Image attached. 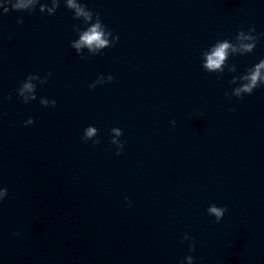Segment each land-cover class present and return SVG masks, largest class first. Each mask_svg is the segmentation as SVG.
<instances>
[{"label": "water", "instance_id": "1", "mask_svg": "<svg viewBox=\"0 0 264 264\" xmlns=\"http://www.w3.org/2000/svg\"><path fill=\"white\" fill-rule=\"evenodd\" d=\"M83 2L120 37L85 59L64 0L55 15L0 8V264H264V86L225 96L264 58V37L230 56L235 73L201 59L241 28L264 32V0ZM48 72L23 103L20 84ZM90 125L99 145L81 139ZM113 127L127 141L119 156ZM212 203L228 208L219 223Z\"/></svg>", "mask_w": 264, "mask_h": 264}, {"label": "clouds", "instance_id": "2", "mask_svg": "<svg viewBox=\"0 0 264 264\" xmlns=\"http://www.w3.org/2000/svg\"><path fill=\"white\" fill-rule=\"evenodd\" d=\"M60 4L61 0H50V5L48 2L41 3V0H3V3H0V8L3 9L2 14L5 15L11 11H27L31 14L35 12L36 6L39 5L41 13L47 12L49 15H55L60 8ZM64 4L68 10L74 13V19L82 21V25L73 26V31L77 33L79 38L70 41V46L76 51L81 59H85L83 52L84 48H87L89 53L95 56L102 53L100 49L114 47L119 43V35H114L113 31L103 22L101 14L89 9L86 2H83V0H64ZM17 23L22 25L24 20L19 19ZM108 37L112 38L111 43L109 42ZM262 37H264V32L257 34L255 25H251L246 31L241 28L234 40L230 38L218 39L215 44L202 51V68L209 73H223L227 66L230 72L235 73L237 71L236 65L228 64L230 56L252 54ZM51 76V72H48L43 78H41L39 73L28 75L20 84L19 88L16 89L18 97L21 98L25 104H29L36 100V82L40 85H44L48 82ZM113 80L114 77L111 74L107 76L106 80H104L103 75H101L96 79V83L107 84L111 83ZM96 83H91L89 88H96ZM230 83L233 85L238 84L239 86L235 87L230 93H225V96L229 100H231L232 97L243 100L245 95H252L257 88L264 86V58L248 68L243 75L233 76ZM25 93H32V96L29 98ZM7 99L9 101L12 100L11 92L8 94ZM40 104L47 108L49 100L47 98H41ZM51 107H57V101L55 98L51 99ZM171 123L175 126L176 121L173 120ZM33 124H35L33 118H29L24 122L25 127ZM98 132L99 129L97 127L90 125L84 130L81 139L84 143H88V141L91 140L93 141L94 146L99 145L101 143L99 139H92L93 137L98 136ZM113 133H115V136H113ZM111 134L113 137L111 145L115 146L116 149L115 155H122L127 143V141H121L120 139L123 136V130L119 127H113L111 128ZM8 194V189L6 187H0V203L7 198ZM124 199L128 202L129 206H131V199L127 196H125ZM227 212V206H218L215 203L210 204L207 208V213L210 216H214L217 223L224 218ZM16 235L20 236L21 233L17 232ZM193 239V237L185 234L181 243ZM188 251L190 253L196 251V245L194 242L189 244ZM180 264H195V257L187 255Z\"/></svg>", "mask_w": 264, "mask_h": 264}]
</instances>
